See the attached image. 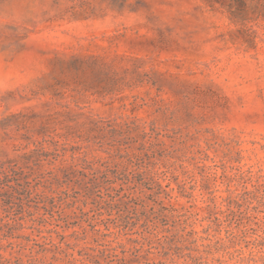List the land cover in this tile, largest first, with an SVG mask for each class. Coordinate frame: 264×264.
Segmentation results:
<instances>
[{
	"label": "rangeland",
	"instance_id": "374dc122",
	"mask_svg": "<svg viewBox=\"0 0 264 264\" xmlns=\"http://www.w3.org/2000/svg\"><path fill=\"white\" fill-rule=\"evenodd\" d=\"M0 264H264V0H0Z\"/></svg>",
	"mask_w": 264,
	"mask_h": 264
}]
</instances>
